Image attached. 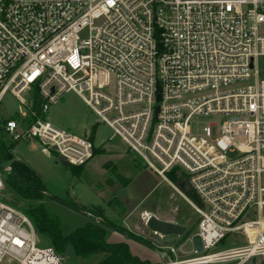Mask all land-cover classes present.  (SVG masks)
<instances>
[{
	"label": "built area",
	"instance_id": "obj_1",
	"mask_svg": "<svg viewBox=\"0 0 264 264\" xmlns=\"http://www.w3.org/2000/svg\"><path fill=\"white\" fill-rule=\"evenodd\" d=\"M7 93L32 96L3 119L11 140L87 163L97 130L47 119L74 93L187 200L204 250L170 264H264V0H0V105ZM4 198L0 264H60ZM229 236L243 243L213 250Z\"/></svg>",
	"mask_w": 264,
	"mask_h": 264
},
{
	"label": "rangeland",
	"instance_id": "obj_2",
	"mask_svg": "<svg viewBox=\"0 0 264 264\" xmlns=\"http://www.w3.org/2000/svg\"><path fill=\"white\" fill-rule=\"evenodd\" d=\"M23 97L27 100V104H21L14 95L7 93L0 105V118L2 120L16 118L19 112L27 111L32 96L23 94ZM47 119L56 126L75 134L90 132L95 126L97 130L95 142L100 147L92 159L83 165L80 170L81 174H76L71 165L65 166L59 160L56 150L47 148L36 140L16 142L11 150L14 159L27 164L42 177L47 189V196L42 200L22 199L7 185L8 173L1 169L4 186L0 192L8 202H12L9 204L13 208L26 214L25 210L30 205L43 203L49 211L59 215L64 235H69L78 228L84 227L90 221L106 225V241L128 243L130 251L140 259L148 260V264L166 263L164 258L159 257L155 248L167 253L172 261L182 260L193 255L194 245L191 238L197 231L198 214L167 181L147 167L142 158L132 153L123 140L118 137L108 140L112 134L111 128L106 124H96L95 113L80 97L74 93L66 94L50 110ZM209 121V116H198L193 123V128H201ZM3 140L8 146L14 142L6 133L3 135ZM106 163H111L126 180L116 177L106 167ZM7 164L9 163L4 162L3 166ZM114 197L121 200L126 210L125 213L131 211L129 216L121 214L122 208L115 210L108 206L107 201ZM61 199L73 200L78 206L93 211L94 214H91L101 218V221L89 216L88 211L76 210L65 205L60 201ZM139 202L141 204L136 206ZM99 211L103 212L105 216L100 217ZM144 212L185 225L187 232L182 236L163 237L156 234L147 227L146 217L142 215ZM129 233L139 235L149 245L129 237L127 235ZM37 235L40 245L51 246L48 238L38 233ZM243 240L239 237L229 236L213 250L218 251L239 245L243 243ZM171 248H174L175 252H172ZM102 256L103 254L100 253L83 258L76 256L71 251L70 255L63 258L60 264H99ZM258 262L259 260H253L246 264ZM2 264L16 263L10 258H5Z\"/></svg>",
	"mask_w": 264,
	"mask_h": 264
},
{
	"label": "trees",
	"instance_id": "obj_3",
	"mask_svg": "<svg viewBox=\"0 0 264 264\" xmlns=\"http://www.w3.org/2000/svg\"><path fill=\"white\" fill-rule=\"evenodd\" d=\"M2 127L3 120L0 119V165H3V163L6 162L9 163L12 168L10 172H7V185L12 188V190L22 199L42 200L47 196V189L42 177L27 164L14 159L11 150L16 142H12L13 144H11L10 146L4 143V130ZM95 130V126H93L91 135L92 137L95 134ZM97 149L98 148L94 149V153L97 151ZM83 165L71 166L73 167V171L76 174H79ZM105 165L116 177L122 180H126L125 177H123L116 171L111 163H106ZM167 176L176 184H181L184 180V176L178 174L175 170L169 172ZM4 200L8 204L12 203L10 201L8 202L6 197L4 198ZM60 201L76 210L88 211L85 207L78 206L73 200L61 199ZM107 204L108 206L113 207L115 210L116 208H122L121 214H126V210L121 200L117 197H114L112 200L107 201ZM25 212L31 219L37 233L48 238L51 246L59 254H63L67 247L71 246V251L78 257L85 258L102 253V260L99 264L149 263L148 260H142L137 255L133 254L130 251L128 243L124 241H106V225L90 221L84 227L78 228L69 235H64L61 230L59 215L55 212L49 211L43 203L30 205L28 209L25 210ZM88 212L94 214L93 211ZM98 215L100 217L105 216L101 211L98 212ZM107 227H109V224H107ZM127 235L143 244H147V242H145L144 239L137 234L129 233Z\"/></svg>",
	"mask_w": 264,
	"mask_h": 264
},
{
	"label": "water",
	"instance_id": "obj_4",
	"mask_svg": "<svg viewBox=\"0 0 264 264\" xmlns=\"http://www.w3.org/2000/svg\"><path fill=\"white\" fill-rule=\"evenodd\" d=\"M59 160L65 166H70V164L66 160H64L62 158H59ZM0 168L5 170L6 167L3 165H0ZM87 214L89 216L97 219L98 221H101V218L95 217L89 213H87ZM146 225L151 231H153L156 234H159L163 237L172 236V235L182 236L187 232V227L185 225L179 224V223L174 222V221L161 219L152 213L149 216H147ZM191 240L193 242V245H194L196 252L202 253L204 250V247H203L202 240H201L199 234L195 233L192 236ZM155 249L164 256V260L166 261L167 264H170L172 262L171 258L169 257V255L167 253L162 252L157 248H155ZM70 253H71V246H68L67 249L65 250V252L63 254H61V257L66 258L70 255Z\"/></svg>",
	"mask_w": 264,
	"mask_h": 264
},
{
	"label": "crops",
	"instance_id": "obj_5",
	"mask_svg": "<svg viewBox=\"0 0 264 264\" xmlns=\"http://www.w3.org/2000/svg\"><path fill=\"white\" fill-rule=\"evenodd\" d=\"M139 204H141L140 202L136 205V206H138ZM135 206V207H136ZM134 209V208H133ZM128 216L131 214V211L129 210L127 213H126ZM144 214V213H143ZM142 214V215H143ZM158 255H159V257H161V258H164V256L160 253V252H158Z\"/></svg>",
	"mask_w": 264,
	"mask_h": 264
},
{
	"label": "bare ground",
	"instance_id": "obj_6",
	"mask_svg": "<svg viewBox=\"0 0 264 264\" xmlns=\"http://www.w3.org/2000/svg\"><path fill=\"white\" fill-rule=\"evenodd\" d=\"M151 213H149V212H144V214H143V216H145L146 218H147V216H149ZM144 217V218H145Z\"/></svg>",
	"mask_w": 264,
	"mask_h": 264
}]
</instances>
